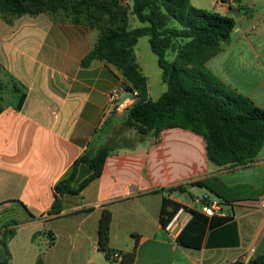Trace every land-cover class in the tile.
<instances>
[{"label":"crops","instance_id":"0c3cea01","mask_svg":"<svg viewBox=\"0 0 264 264\" xmlns=\"http://www.w3.org/2000/svg\"><path fill=\"white\" fill-rule=\"evenodd\" d=\"M190 1L234 19L229 42L207 62V70L264 108V0ZM97 40V30L87 25L45 14L6 23L0 14V65L25 94L19 108V97L8 94L0 113V228L18 222L9 264H38L39 258L43 264H120L98 249L105 208L113 218L110 247L118 253L136 248L134 264H231L262 254L264 147L245 166L218 167L209 162L203 137L181 128L157 138L132 130L126 137L135 142L114 143L125 116L109 115L106 107L112 89L125 82L102 61L82 67ZM90 143L115 147L102 175L79 195L65 196L60 214L48 215L55 185ZM195 182L206 185L199 187L202 198L192 191ZM179 186L184 193L162 192ZM204 196L236 221L238 247L181 246L177 237L191 218L184 209L171 228L160 224L164 198L203 212Z\"/></svg>","mask_w":264,"mask_h":264},{"label":"trees","instance_id":"16d2710c","mask_svg":"<svg viewBox=\"0 0 264 264\" xmlns=\"http://www.w3.org/2000/svg\"><path fill=\"white\" fill-rule=\"evenodd\" d=\"M75 0L69 6L64 0H0V14L6 23L22 16L48 13L54 21H70L75 25L96 28L99 36L93 49L82 60L84 68L95 60L116 68L128 92H137L132 106L125 112L124 125L139 135L157 138L167 129L181 128L201 137L206 143L210 163L218 167L245 166L252 162L264 147V108L249 98L227 88L207 70V62L229 42L235 27L233 18L217 12L198 9L190 0ZM131 2V13L146 26L132 29L123 3ZM98 8L96 12L93 10ZM62 10L65 17L57 16ZM115 11V13H114ZM148 36L151 51L156 55L167 90L152 100L148 78L143 74L135 55V46L141 37ZM175 53L168 59V53ZM18 96V108L25 100L18 82L0 65V113L6 96ZM113 146L89 144L74 162L68 173L54 187V202L48 215L63 210L65 196L79 195L91 182L98 179ZM84 164L92 174L75 184L80 166ZM206 187L204 182L191 184ZM179 191L183 186L163 189ZM224 202L226 199L215 191ZM204 205L209 204L203 198ZM186 210L191 218L177 237L178 243L189 249L234 248L240 245L239 231L232 216L209 217L164 198L160 224L168 227L179 210ZM112 212L105 208L99 222L98 249L108 261L118 251L110 247ZM18 222L10 220L0 228V249L7 255L0 264H9V242L16 235ZM48 234H52L49 231ZM53 240V238H52ZM120 264H134L136 248L119 252ZM38 264H43L41 258ZM231 264H264V251L249 261L236 260Z\"/></svg>","mask_w":264,"mask_h":264},{"label":"rangeland","instance_id":"374dc122","mask_svg":"<svg viewBox=\"0 0 264 264\" xmlns=\"http://www.w3.org/2000/svg\"><path fill=\"white\" fill-rule=\"evenodd\" d=\"M74 1L75 0H64V2H66L69 6L73 5ZM98 1L101 2V4L107 2L106 0H98ZM123 6L126 7V9H127L130 28L135 29V28H140V27L146 26L145 24L140 23L136 19V17L134 15H132V13H131V2H125V3H123ZM97 10H98V8L93 10V13L96 12ZM114 13H115V11H114ZM43 14L50 16V14H48V13H43ZM56 14H57V16L65 17L64 12L62 10L58 11ZM92 28H94V27H92ZM94 29H96V28H94ZM97 32H98V36H99V31L97 30ZM29 38H31V37H29ZM23 41H24L23 39H22V41L20 40V42H23ZM134 50H135V53L137 55V61L139 63V66H140L142 72L148 78V89H149L150 98L152 100H157L167 90V86L163 82L162 70L160 69V67L158 65L157 57L151 51L150 44H149V37L148 36L141 37L138 40V43L135 46ZM174 56H175V53H173V52L168 53V59L170 61H172L174 59ZM123 116H126V114L124 113ZM132 130L133 129L127 128L125 125L123 126V124H122L121 129H119L118 132L116 133L114 143H116V142L122 143V141H124V140H125L126 144H128V143L132 144L133 142H135L136 137L134 139H132V138L128 139L126 137V134L130 133ZM192 191L196 196H199L200 198H202L203 190H201L199 187L192 189ZM185 198L189 201L191 200L188 195ZM199 206L200 205H198V207ZM149 227H151V226H149Z\"/></svg>","mask_w":264,"mask_h":264},{"label":"built area","instance_id":"2783aa9c","mask_svg":"<svg viewBox=\"0 0 264 264\" xmlns=\"http://www.w3.org/2000/svg\"><path fill=\"white\" fill-rule=\"evenodd\" d=\"M124 92H128L125 89V86L115 87L110 92L108 105L106 107V112L109 115H113V114L122 115V114H124L132 106V104L135 102V100L137 99L138 93L136 91L133 93L129 92L130 96H128L125 99H121V95ZM204 198H206V196H204ZM262 205L264 206V202L262 203ZM203 213L209 217H212L215 215L216 216H224V213H223L222 208H221V204L218 201H212V202H209V204L204 205ZM169 228H171V225H169L167 227V229H169ZM121 258H122V256L119 253H115L112 256L113 260H120Z\"/></svg>","mask_w":264,"mask_h":264},{"label":"water","instance_id":"95a60500","mask_svg":"<svg viewBox=\"0 0 264 264\" xmlns=\"http://www.w3.org/2000/svg\"><path fill=\"white\" fill-rule=\"evenodd\" d=\"M91 174H92V170L88 166L82 164L79 168L78 175L75 179V184H80L84 179L89 177ZM6 258H7L6 252L4 251V249H0V262L5 261Z\"/></svg>","mask_w":264,"mask_h":264}]
</instances>
